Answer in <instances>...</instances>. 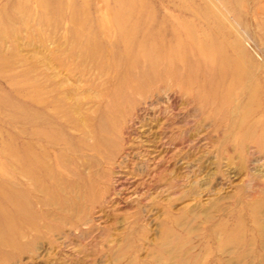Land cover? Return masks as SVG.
I'll list each match as a JSON object with an SVG mask.
<instances>
[{
  "label": "rangeland",
  "instance_id": "obj_1",
  "mask_svg": "<svg viewBox=\"0 0 264 264\" xmlns=\"http://www.w3.org/2000/svg\"><path fill=\"white\" fill-rule=\"evenodd\" d=\"M0 264H264V0H0Z\"/></svg>",
  "mask_w": 264,
  "mask_h": 264
},
{
  "label": "bare ground",
  "instance_id": "obj_2",
  "mask_svg": "<svg viewBox=\"0 0 264 264\" xmlns=\"http://www.w3.org/2000/svg\"><path fill=\"white\" fill-rule=\"evenodd\" d=\"M127 39V38H126Z\"/></svg>",
  "mask_w": 264,
  "mask_h": 264
}]
</instances>
